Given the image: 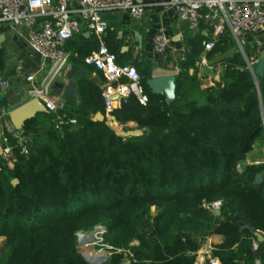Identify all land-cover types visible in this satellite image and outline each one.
Masks as SVG:
<instances>
[{"label":"trees","instance_id":"16d2710c","mask_svg":"<svg viewBox=\"0 0 264 264\" xmlns=\"http://www.w3.org/2000/svg\"><path fill=\"white\" fill-rule=\"evenodd\" d=\"M207 38L201 30L183 37L185 55L168 104L149 90L146 80L153 74L146 61L132 62L147 102L129 95L111 115L120 125L143 128L141 136L125 138L94 121L96 113H105L102 89L83 79L76 106L67 101L70 106L57 113L40 111L23 122L27 152L14 147L11 168L0 157V236L6 247L0 264H122V252L100 260L77 250L76 231L97 222L107 225L114 251H131L128 264H195L200 227L223 237L212 251L220 264L262 257L264 243L252 251L251 240L264 231V166L237 164L264 132V76L255 79L234 50L220 59L213 86L204 85L195 61ZM228 40L216 39L206 60L226 54ZM103 41L117 58L114 36L105 33ZM82 48L70 61L94 50ZM259 173L263 181L256 183ZM215 201L218 215L205 206Z\"/></svg>","mask_w":264,"mask_h":264},{"label":"built area","instance_id":"2783aa9c","mask_svg":"<svg viewBox=\"0 0 264 264\" xmlns=\"http://www.w3.org/2000/svg\"><path fill=\"white\" fill-rule=\"evenodd\" d=\"M165 3L182 22L192 28L205 26L208 38L202 42L203 52L195 61L197 69L206 65L205 52L211 49L215 40L230 34L239 45L245 67L253 74L255 64L264 54L261 48H257V35L264 29V0H167ZM117 10L127 11L136 21L144 14V4L139 0H0V21L25 31L29 49L50 66L47 76L38 84L35 83L33 74L25 76L24 80L29 85V100H38L52 113L64 109L63 98L53 95L50 86L54 77L69 63L71 56L76 55L66 50V43L87 32L98 40L99 46L84 56L82 61L85 65L94 67L103 77L102 96L107 120H115L111 115L115 102L110 99L114 94L119 96L117 102L129 95H133L141 104L147 102L137 69L129 63L117 62L116 55L102 42L108 28L105 15ZM242 35L252 38L250 41L245 40L243 44L240 41ZM171 44L172 38L164 29L158 30L151 42L154 54L171 58L170 63L161 61L162 64L158 67L163 71L161 75L172 74L177 77L183 52L175 54ZM249 44L255 48L246 54L244 48H249ZM202 77L204 85L213 86L214 76ZM8 88L9 81L0 72V157L6 165H13L17 161L13 148L17 147L20 153H26L28 137L12 125L9 114L13 109L1 102V96ZM69 121L74 122L73 119ZM237 169H240V164H237ZM258 232L264 241V231ZM257 245L254 238L251 243L252 251L257 250ZM213 249L211 244L205 245L195 264H220L219 259L212 254ZM116 251L125 253L128 258L133 257L129 249ZM197 252L193 254L195 257ZM253 264H261L260 258L255 257Z\"/></svg>","mask_w":264,"mask_h":264},{"label":"crops","instance_id":"0c3cea01","mask_svg":"<svg viewBox=\"0 0 264 264\" xmlns=\"http://www.w3.org/2000/svg\"><path fill=\"white\" fill-rule=\"evenodd\" d=\"M67 1L73 2V0ZM139 1L144 4V14L141 19L136 21L133 20L130 14L124 10L111 12L105 15V19L108 22V28L106 29L105 33L112 34L115 40L118 41L117 48L112 47V49H116L117 58L122 63L131 64L135 60H144L149 65L150 71L153 75H161L163 74V71L158 69V67H160L162 64L161 61L165 64L170 63L171 58H163L161 55L153 53L151 42L156 32L160 29H164L172 38L171 45L175 50V54L179 51L183 52L184 54L185 46L183 43V37L189 33L195 34L200 30L202 31L203 35L206 36V29L204 25H201L196 29L192 28L187 23L182 22L174 13L173 9L165 3L167 0ZM0 35H3V40L0 42V72L9 81V88L2 94L1 102L9 109H15L19 105L29 100V85L24 80L25 76L33 74L35 83L38 84L44 80L48 73H43V63L45 61H43V59L37 53L33 52L27 46L25 31L13 26L10 23L0 21ZM81 35L88 38L89 40H86L85 42H79V34L66 43L67 51L71 52L72 54H76V49L81 51L82 47H85V50L92 47H94V50L98 48L99 42L92 43L93 35L87 32H83ZM229 36L231 35H225V37ZM176 37L178 38L176 39ZM251 38L252 36L242 35L240 36V41L244 44L245 40L250 41ZM257 38L259 39V45L257 48H261V50L264 51V29L257 35ZM102 42L105 45L103 39ZM112 43L113 42L110 44L112 45ZM139 43H141V47H139ZM248 47L249 52L253 51L255 48V46L252 44H249ZM94 50H91L90 52ZM30 59L34 61L31 62ZM218 60L220 59L215 57L214 61ZM69 63L76 65L79 69L85 70L83 78L74 77L73 81L78 83L82 79L88 80L99 86L101 89L103 88V77L94 67L85 65L81 59L71 60ZM215 63L208 65L206 70L203 72L198 69V74L205 77L213 75L214 78L220 75L221 73L219 72H216L215 74ZM46 64L49 65L48 63ZM67 81L68 79L66 77V71L64 67L54 77L50 86V91L53 95L62 97L66 106H70L67 101L73 103L76 106L77 104H75L74 101L65 99L62 95V91L58 88V83H66ZM118 103L119 102L114 103V107H116ZM258 153L260 155L259 159L264 161V147L259 149ZM254 156L255 155H253L251 152L247 158L242 161V163H246L248 160L254 159ZM255 240L257 241V244L264 243V241H258L256 237ZM204 242L205 243L202 244L201 251L204 249V245L211 244L213 247H215L216 245L221 244L223 242V237L218 234H213ZM197 253L198 254L195 257V263L202 254L200 249ZM260 260L261 264H264V254ZM242 263L243 262H241V264Z\"/></svg>","mask_w":264,"mask_h":264},{"label":"water","instance_id":"95a60500","mask_svg":"<svg viewBox=\"0 0 264 264\" xmlns=\"http://www.w3.org/2000/svg\"><path fill=\"white\" fill-rule=\"evenodd\" d=\"M178 37H176L177 39ZM3 40V35H0V42ZM139 47H141V43H139ZM66 77L68 81L66 83H58V88L62 91V95L65 99L70 101H74L75 104L79 103V95L77 93V83L73 81L74 77L83 78L85 74V70L79 69L76 65L72 63H67L65 66ZM253 76L256 79V76L263 77L264 76V54L258 59L257 63L253 68ZM175 79L176 77L172 74L165 75H153L146 80V84L153 94L162 95L164 97V101L168 104L171 103L175 98ZM218 79V76L215 77ZM115 103L119 100V96L114 94L110 97ZM47 111L41 102L38 100H28L25 103L19 105L15 109H13L9 114V120L12 125L19 129L23 122L27 119L33 117L37 112ZM93 120L96 121H104L106 125H109V120H107L105 114L96 113L93 116ZM117 135L122 137H136L143 135V131L140 129H135L134 124L128 126V130L125 132L119 131ZM10 168L13 165H8ZM263 181L262 174H257L255 182L261 183ZM13 185L17 183V179H13L11 181ZM215 214L218 215L219 211H215ZM254 236L258 239V241L262 242L263 238L260 232H255ZM130 260L128 258L122 259V264H128Z\"/></svg>","mask_w":264,"mask_h":264},{"label":"rangeland","instance_id":"374dc122","mask_svg":"<svg viewBox=\"0 0 264 264\" xmlns=\"http://www.w3.org/2000/svg\"><path fill=\"white\" fill-rule=\"evenodd\" d=\"M228 39H229L228 43L230 44V45H228V47L230 49L228 50V52H226V54H224L222 56H217L218 59H224L226 57V55L231 54L232 51L239 50V45L235 42L233 37L229 36ZM184 55H185V53L183 54V56ZM214 60H215V58H214ZM214 60H212V61H208L207 60L206 61V65L202 66L201 68H198V69H200V71L203 72V71L206 70L208 65L214 64L216 62L215 63V74H216V72L217 73L218 72L221 73L222 67H223L221 60H218V61H214ZM30 61L33 62L34 60L30 59ZM43 64H44L43 73L47 74L49 72V70H50V66L47 65L45 62ZM43 77H44V75H43ZM132 124H134L135 129H140L144 133V129L143 128H139V127L136 128V124L133 123V122H128L126 125H132ZM109 125H110V128L116 134L119 133V131L125 132V131L128 130V127L120 125L116 120L109 121ZM252 146L253 147H252L251 152H252L253 155H255L254 156L255 158L251 159V160H248L246 163H242L241 162L240 169H242V168H244V167H246L247 165H250V164H255V165H258V166H264V161H261L259 159L260 155L258 153V150L261 149L262 147H264V132L262 133V135L260 137H258L257 139H255V141H253ZM205 206L207 208L211 209L215 213V211H219L220 202L215 201V202H212V203H209V204H205ZM156 210H157L156 207L152 206V208H151L152 214L157 213ZM203 223L207 224V222H203ZM209 231H210V229L207 228V227H205L203 229L200 227V228L197 229V231H195L196 232V236L198 237V239H199V241L201 243V246L199 248L200 250H201L202 244L205 243L204 241L207 238H209V237H211L213 235V234H210ZM109 238H110V236H109V230L107 228V225L104 222H97L93 226H91V227H89L87 229L83 228V229H78L76 231V233H75L76 248L81 253V255L83 257H85V258H90L91 257V256L87 255L88 252H95L96 256H98L97 257L98 259L105 260V259L109 258V256L111 254H113L114 252H117V251L113 250L112 246H110ZM4 243H5V237L4 236H0V260H2L4 258V255L6 253V247L4 246ZM132 243L135 244V243H137V241L134 240L130 244H132ZM117 253H119V252H117ZM124 256L127 257V255H124Z\"/></svg>","mask_w":264,"mask_h":264},{"label":"bare ground","instance_id":"6f19581e","mask_svg":"<svg viewBox=\"0 0 264 264\" xmlns=\"http://www.w3.org/2000/svg\"><path fill=\"white\" fill-rule=\"evenodd\" d=\"M87 255L88 256H91L93 259H97V257H98V256H96V253L95 252H88Z\"/></svg>","mask_w":264,"mask_h":264}]
</instances>
